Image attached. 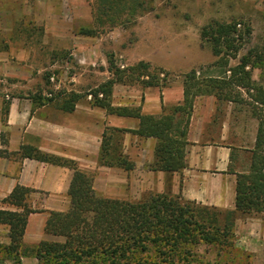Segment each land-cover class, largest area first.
Instances as JSON below:
<instances>
[{
  "label": "trees",
  "instance_id": "1",
  "mask_svg": "<svg viewBox=\"0 0 264 264\" xmlns=\"http://www.w3.org/2000/svg\"><path fill=\"white\" fill-rule=\"evenodd\" d=\"M213 20L200 29V37L210 44L217 56L215 63L225 66L229 57H235L242 41L250 34L246 22ZM79 33L93 35L91 28L80 27ZM256 55V54H255ZM257 60L262 56L257 55ZM110 78L94 88L79 93L73 90L40 96L44 101L61 97L60 108L72 110L76 101L90 96V104L100 107L108 114L132 116L138 119L135 128L105 126L101 135L99 164L116 166L124 170L133 163L113 141L125 132L139 137L155 138L151 170L180 171L185 165L186 128L193 97L210 93L219 98L218 91L232 86L254 89L250 97L264 105V88L255 85L247 65H259L251 58V51L241 55L235 65L229 66L227 76L209 77L199 81L195 70L183 75V99L172 106H162L159 115L143 114L140 106H114L110 96L114 83L139 80L143 86L159 85L158 72L167 73L161 67H152L139 60L126 68L108 62ZM49 73L45 75L49 83ZM226 97V95L224 96ZM258 126L252 149V161L247 173H237L234 209H219L193 200L183 199L179 194L150 193L140 200L98 196L92 188V176L79 169L70 159L40 151L32 145L22 144L15 152L0 148V157H29L40 161L64 165L72 170L68 187L69 207L66 211H48L44 230L63 237L62 241L41 240L30 251L38 264H191V247L198 243L228 245L233 236L237 214L264 210V115L257 114ZM121 140V139H120ZM4 143V140H3ZM31 189L15 185L1 202L11 208H0V224L8 228L9 242L0 243V260L11 259L20 264L21 239L29 213L39 211L29 204Z\"/></svg>",
  "mask_w": 264,
  "mask_h": 264
},
{
  "label": "crops",
  "instance_id": "2",
  "mask_svg": "<svg viewBox=\"0 0 264 264\" xmlns=\"http://www.w3.org/2000/svg\"><path fill=\"white\" fill-rule=\"evenodd\" d=\"M46 11L44 19L49 17ZM52 49L46 45L26 47L22 37L12 32L11 22L0 18V148L15 152L20 145L27 144L44 153L73 160L79 169L94 173L92 188L98 196L134 200L133 189L137 182L147 193L179 194L183 199L204 205L234 209L236 177L237 173L246 172L250 165L254 128L246 143L229 141V134L235 127L230 121V112L216 114V96L197 94L193 97L186 128V165L180 171L151 170L149 164L153 159L155 138L139 137L130 132L123 133L121 150L134 166L124 170L101 165L99 155L104 126L132 129L137 126L138 119L108 114L84 98L76 101L68 111L61 109L56 99L44 101L40 96L29 94L27 89H31L33 82H29L27 76L32 70L46 66ZM182 99L183 80L179 79L165 85L131 88L114 85L111 91L112 105L140 106L141 113L152 116L159 115L162 106L179 104ZM71 176L72 170L64 165L29 157H0V208H11L1 200L18 184L32 190L29 204L39 209L27 216L20 264H38L30 249L39 241L63 240L62 236L45 232L44 222L48 211L68 209ZM262 213L261 217L235 220V229L241 231L239 239L262 240L261 235L247 234L249 229L259 230V234L261 230L264 234ZM7 234V226L0 224V243L9 242ZM0 264L13 262L3 259Z\"/></svg>",
  "mask_w": 264,
  "mask_h": 264
},
{
  "label": "rangeland",
  "instance_id": "3",
  "mask_svg": "<svg viewBox=\"0 0 264 264\" xmlns=\"http://www.w3.org/2000/svg\"><path fill=\"white\" fill-rule=\"evenodd\" d=\"M45 11L49 16L46 19L43 17ZM0 18L11 22L12 32L22 37L26 47L46 45L53 48L46 66L32 70L26 78L33 82L31 89H27L31 95L39 93L49 97L51 93L69 90L84 93L111 77L107 70L108 62L126 68L143 60L149 63L150 68L161 67L167 73L155 70L159 85L183 80L184 73L191 69L196 71L199 81L209 77L222 78L229 74L226 69L235 65L239 57L248 51H251L253 60L259 61V65H247L245 68L250 71L255 85L264 88V0H0ZM213 20H236L240 22L238 28H241L242 21L250 26L249 36L242 41L236 56L229 57L225 66L215 63L217 56L211 52L209 42L200 37L201 27ZM80 27L91 28L93 35L79 33ZM257 55H261L262 59L257 60ZM82 58L87 61H82ZM48 73L53 80L49 78L46 84L45 75ZM146 78L142 75L139 80ZM139 80L117 82L112 88L114 85L138 87L142 85ZM214 91L217 90L200 94H213ZM218 93L216 114L221 115L228 110L230 121L235 124L229 141L246 143L252 128L256 134L257 114L264 115V105L250 97L254 93L252 88L247 91L246 88L232 86ZM82 98L90 103L89 95ZM55 99L60 104L61 97L57 95L52 100ZM251 124H256V127H251ZM122 136L113 140L119 148ZM127 159L134 166V162ZM87 173L93 180L94 173ZM147 192L139 183L134 184V200L143 199L152 191ZM262 212L264 210L239 213L235 220L261 217ZM238 232L241 231L235 229L234 221L233 236L228 245L198 243L191 247V264H264L262 231L259 234L257 229L247 230L249 236L261 235L262 240L253 242L239 239Z\"/></svg>",
  "mask_w": 264,
  "mask_h": 264
},
{
  "label": "built area",
  "instance_id": "4",
  "mask_svg": "<svg viewBox=\"0 0 264 264\" xmlns=\"http://www.w3.org/2000/svg\"><path fill=\"white\" fill-rule=\"evenodd\" d=\"M49 78H50V80H53V77L52 76H50Z\"/></svg>",
  "mask_w": 264,
  "mask_h": 264
}]
</instances>
